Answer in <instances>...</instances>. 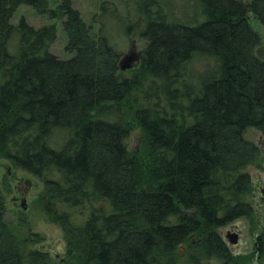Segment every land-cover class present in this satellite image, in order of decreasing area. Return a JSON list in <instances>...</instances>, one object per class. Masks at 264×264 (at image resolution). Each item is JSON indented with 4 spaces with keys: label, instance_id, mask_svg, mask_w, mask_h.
Segmentation results:
<instances>
[{
    "label": "trees",
    "instance_id": "1",
    "mask_svg": "<svg viewBox=\"0 0 264 264\" xmlns=\"http://www.w3.org/2000/svg\"><path fill=\"white\" fill-rule=\"evenodd\" d=\"M72 2L0 0V155L42 183L68 264L234 262L218 230L254 216L264 0H138L147 46L129 77ZM25 5L63 21L70 58L50 51L55 24L12 23ZM5 212L0 191V264H55Z\"/></svg>",
    "mask_w": 264,
    "mask_h": 264
},
{
    "label": "rangeland",
    "instance_id": "2",
    "mask_svg": "<svg viewBox=\"0 0 264 264\" xmlns=\"http://www.w3.org/2000/svg\"><path fill=\"white\" fill-rule=\"evenodd\" d=\"M60 1L50 0L51 8H56ZM72 1L73 7L79 11L84 21L94 29L95 33H99L103 26L105 35L115 50L118 51L121 59L130 55L131 51L141 57L147 46V40L141 36L145 24V17L140 12L138 0ZM248 1L251 2L252 0H245L244 2ZM21 19H25L28 24L35 28L55 24L57 27V38L51 45L50 51L61 59L71 57L66 51L68 38L64 31L62 20H52L47 15L40 14L27 5L21 6L17 10L12 19V23L17 25ZM251 24L261 35L262 42L257 48V54L264 59V25L256 19H252ZM129 28L132 30L128 31ZM138 65L139 63L134 68L122 71V75L124 77L131 76L133 69L138 67ZM141 137V128L134 125V129L127 140L130 151L140 148ZM246 137L254 141L258 146L264 145V133H261L257 129H248ZM262 164H264V157L261 154L260 161L256 165L247 168L253 183L259 178V174H261L259 165L261 166ZM262 176L264 178V173ZM21 186H24L23 190L27 194V210H23L21 207V193L19 190ZM42 187V183L36 177L22 169L16 168L9 160L0 155V191L5 200V221L10 225L17 237L32 240L27 243L26 250H46L51 255L55 264H68L67 245L62 229L53 222L50 215L46 214L37 205V197ZM253 192L258 193V190H255V187H253L252 194L248 197L251 203L255 200ZM236 222L240 223L239 228L244 234V239L239 254L232 247L234 262L230 264H252L253 238L251 232L255 224L254 216L252 219L242 218L234 223ZM229 228L230 226L228 225L218 230L227 242L226 230ZM203 264L225 263L218 259H210L204 261Z\"/></svg>",
    "mask_w": 264,
    "mask_h": 264
},
{
    "label": "flooded vegetation",
    "instance_id": "3",
    "mask_svg": "<svg viewBox=\"0 0 264 264\" xmlns=\"http://www.w3.org/2000/svg\"><path fill=\"white\" fill-rule=\"evenodd\" d=\"M261 133H264V130H259ZM263 146V147H262ZM258 146L260 148L261 154L264 157V145ZM261 174H259V178L255 180L254 187L255 190H258V193H254L253 195L255 197V200L252 202V205L254 207V219L255 224L254 228L252 229L251 236L253 238V263L252 264H264V164L261 166L259 165ZM22 185V184H21ZM23 187V188H22ZM20 189H24V186L19 187ZM240 223H232L230 224V228L227 229V235L229 236L228 247L230 249V252L234 256V252L232 251V247L238 252L240 251V248L243 246V239L244 234L242 230L239 228ZM229 240L237 241V244H230Z\"/></svg>",
    "mask_w": 264,
    "mask_h": 264
},
{
    "label": "water",
    "instance_id": "4",
    "mask_svg": "<svg viewBox=\"0 0 264 264\" xmlns=\"http://www.w3.org/2000/svg\"><path fill=\"white\" fill-rule=\"evenodd\" d=\"M139 62H140V55H137L133 51H131L130 55H127L123 59H121L120 69L122 71H126L128 69L134 68L135 65H137ZM20 193H21V197H20L21 207L23 210H27V194L23 189H20ZM227 238H229V236H227ZM229 243L237 244V241L229 240Z\"/></svg>",
    "mask_w": 264,
    "mask_h": 264
}]
</instances>
